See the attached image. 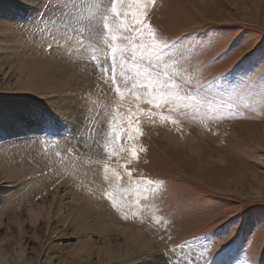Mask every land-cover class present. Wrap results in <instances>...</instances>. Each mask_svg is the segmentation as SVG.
<instances>
[{
  "label": "rangeland",
  "instance_id": "rangeland-1",
  "mask_svg": "<svg viewBox=\"0 0 264 264\" xmlns=\"http://www.w3.org/2000/svg\"><path fill=\"white\" fill-rule=\"evenodd\" d=\"M109 4L0 0V264H101L97 247L122 249L126 231L143 232L161 264L174 247L179 264H264V0H156L150 23L159 35L191 34L165 57L183 53L182 86L213 109L233 107L206 111L205 100L177 125L161 121L147 97L129 95L122 79L121 97L99 67L111 53L94 14ZM58 71L68 85L28 88L52 85ZM130 115L141 134L116 140L113 127ZM142 178L163 184L145 199L135 192ZM36 204L51 212L31 225ZM79 216H102L113 231L85 230ZM83 243L86 259L77 254Z\"/></svg>",
  "mask_w": 264,
  "mask_h": 264
},
{
  "label": "snow or ice",
  "instance_id": "snow-or-ice-1",
  "mask_svg": "<svg viewBox=\"0 0 264 264\" xmlns=\"http://www.w3.org/2000/svg\"><path fill=\"white\" fill-rule=\"evenodd\" d=\"M156 0H110V4L103 8L96 6L97 11L94 16H99L105 36V43L110 48V56L106 64L99 67L104 72L111 73V81L115 92L121 97L125 96L122 91L120 80L125 81L124 88L128 89V94L139 101L142 97H147V103L158 110L160 120L163 122L171 121L173 125L179 123L180 118H186V110L193 108L200 110L207 100L206 111H233L231 104L224 103L218 109H213L215 102L208 98H198L191 90L186 89L180 81L183 79L178 69V56L182 52H177L174 56H168L172 49L182 45L191 34L168 41L164 39L150 23V12L155 6ZM45 11L40 15L41 21L48 16L47 9L50 7L46 2L43 4ZM54 45L49 44L48 50L51 51ZM94 61L97 60L93 56ZM172 60V64L168 63ZM118 70V71H117ZM130 84V88H129ZM209 87L202 85L201 88ZM144 109H137V113ZM168 112L169 115L164 113ZM151 116L155 112L149 110ZM175 117V118H174ZM138 120H134L130 115L126 124L120 123L113 127L112 133L116 140H121L123 135L129 142L141 134ZM131 156L137 157L138 150L135 146L131 149ZM131 178V173L129 172ZM135 192L145 199L151 197L158 185L163 181H153L147 178L137 179ZM107 199L111 201L114 209L119 208V204L112 193H106ZM211 244L205 246L210 251ZM177 248L170 249L171 255L165 258V264H179L178 259H173ZM165 256V254H161ZM204 255L203 253L201 254ZM205 264H210V258L205 257ZM244 264H248L244 261Z\"/></svg>",
  "mask_w": 264,
  "mask_h": 264
},
{
  "label": "bare ground",
  "instance_id": "bare-ground-1",
  "mask_svg": "<svg viewBox=\"0 0 264 264\" xmlns=\"http://www.w3.org/2000/svg\"><path fill=\"white\" fill-rule=\"evenodd\" d=\"M58 65V64H57ZM60 69L59 71H63L64 70V66L62 65H59L58 66ZM56 68V67H55ZM21 70V69H19ZM25 70V69H23ZM54 70V69H53ZM70 70H72L73 72V76H74V73L78 74L77 73V70L76 69H72L70 68ZM74 70V71H73ZM86 70V69H85ZM36 71V70H35ZM57 71V70H56ZM58 71V73L56 74V79L54 80V77H53V82H50L52 83L48 85V82L45 81V79H42V81H37L40 82L39 84H32L30 83V85L28 84V88H32V89H44V88H54L55 86H58V84H54V83H57V82H61L63 81V84L64 86L65 85H68L66 84L68 78H66L64 75H62L60 72ZM22 72V71H21ZM39 72V71H38ZM54 72V71H53ZM86 72V71H85ZM20 74V73H19ZM24 74V73H23ZM31 74V73H30ZM37 74V73H36ZM39 74V73H38ZM41 74V73H40ZM91 74V73H90ZM55 76V74H53ZM86 75V74H85ZM42 76V75H41ZM91 76V75H90ZM22 77H25L22 76ZM43 77V76H42ZM78 77L79 78H82L84 79V75H82V73H79L78 74ZM20 78V76H19ZM28 78V77H27ZM31 78V77H30ZM29 78V79H30ZM39 77H37V80H38ZM46 78V77H45ZM50 79V76L48 77ZM21 79V78H20ZM41 79V78H40ZM70 79V78H69ZM92 77H88V80H91L92 81ZM19 80V79H18ZM28 80V79H27ZM33 80V79H32ZM48 80V79H47ZM52 80V79H51ZM49 81V80H48ZM20 82V80H19ZM33 82V81H32ZM46 83H47V87H46ZM84 83V82H83ZM21 84V82H20ZM22 86H23V83H22ZM26 86V84H25ZM52 86V87H51ZM61 86V85H60ZM26 88V87H25ZM58 89V88H57ZM44 92V91H43ZM42 93V92H41ZM64 96V95H63ZM66 96V95H65ZM58 97L60 96H56L57 100L59 101ZM69 97V96H68ZM63 99L65 97H62ZM66 99V98H65ZM67 100V99H66ZM61 102V100H60ZM64 102L66 103V101L64 100ZM57 105V103H56ZM59 105H62V104H58ZM68 105V104H67ZM79 105V104H78ZM71 106V105H70ZM65 109V107L63 108V110ZM71 110V109H70ZM73 111V110H72ZM80 115V114H79ZM83 116V115H82ZM81 116V117H82ZM83 118V117H82ZM59 200V199H58ZM32 206V205H31ZM60 206H56V207H53L52 209L56 208V209H59ZM77 209V208H76ZM79 210V209H78ZM90 211V210H89ZM51 212V205L48 204L47 208L44 207L43 205H39V204H36L35 207H30L29 208V211L27 213L28 215V219H29V222L31 225H35L38 221H40L41 217L44 216V215H49V213ZM78 212V211H76ZM80 212V211H79ZM71 213V212H70ZM82 213V212H81ZM80 214V213H79ZM66 217V216H65ZM80 217V216H79ZM83 218V221L80 222V220H78L79 218L78 217H74L72 220L75 221L77 220L78 223L80 222L82 224V228L87 230L88 228L90 229V232H96L97 234H101L102 236H106L107 234H111L113 230H110V227H109V222H107V220L102 217V216H81L80 219ZM55 220V219H54ZM65 220V219H64ZM82 220V219H81ZM14 222L17 224L18 228H21L22 226V221H19V220H14ZM56 225L59 224V220H55L54 222ZM61 223V222H60ZM69 224V223H67ZM84 226V227H83ZM53 227V226H52ZM50 229V228H48ZM56 229V228H55ZM125 230V229H124ZM51 231H54V230H51ZM68 231V230H67ZM58 232V230H57ZM66 232V231H65ZM63 232V234L65 233ZM52 233V232H51ZM58 235V233H57ZM123 235L125 236V240L124 241V245L121 247L122 249L120 248H117V247H112L110 246L109 244L111 242L108 241L107 242H104L105 244L103 245L102 243V247H97V249L95 251L96 252V256L98 257L99 261L101 264H161L160 263V255H158L157 253L155 252H152L151 250H153L154 248L151 247L150 245V241L145 238V235L143 232L141 231H135V232H127L126 233H123ZM63 237V236H62ZM147 239V240H146ZM107 241V240H106ZM111 241V240H110ZM121 242V241H120ZM89 244V243H88ZM22 247V246H21ZM91 247V246H90ZM156 249V248H155ZM79 251H77L78 253V258H82L81 256L84 255L85 256V259L87 258L88 255L92 254V252H89V249L88 247L85 246V243H83V245H81L80 247H78ZM157 250V249H156ZM90 257V256H89ZM102 258V259H101ZM85 261V260H84ZM85 264V263H84Z\"/></svg>",
  "mask_w": 264,
  "mask_h": 264
}]
</instances>
